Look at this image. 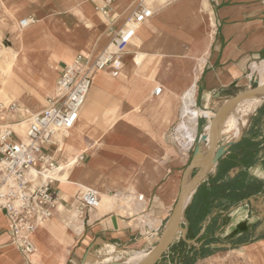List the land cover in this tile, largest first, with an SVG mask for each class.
Returning <instances> with one entry per match:
<instances>
[{
  "label": "crops",
  "instance_id": "obj_1",
  "mask_svg": "<svg viewBox=\"0 0 264 264\" xmlns=\"http://www.w3.org/2000/svg\"><path fill=\"white\" fill-rule=\"evenodd\" d=\"M105 1L0 0V51L3 56L10 48L18 52L4 86L0 77V107H17L13 112L0 109V131L26 122L25 133L13 129L17 139L24 137L31 116L42 112L55 95L63 70L79 56L97 57L139 2L110 0L111 23L98 11ZM144 1L154 16L136 30L123 70L94 76L77 124L47 149L57 165L54 177L61 201L51 220L38 225L31 236V264H80L85 257L89 264H101L148 254L172 214L191 160L171 138L180 121L182 95L195 84L198 138L220 104L264 82V0ZM24 19L34 23L12 37V24ZM140 54L141 65L136 62ZM157 88H162L159 95ZM241 120L233 118L235 125ZM245 123L222 135L220 146L236 143L197 189L211 193L214 186L228 185L225 196H211L215 207L203 221L204 234L194 239L204 237L214 223L219 228L216 237L231 234L218 243L232 247L201 258L200 251L177 240L161 264H183L178 262L195 254L196 264L225 257L249 262V251H263L264 231L253 237L261 224L264 197V101ZM233 182L247 188L254 183L257 190L235 204L228 198ZM83 188L96 190L101 202L81 215L76 198ZM75 213L82 221L81 232L72 218ZM0 264H29L12 244L1 209Z\"/></svg>",
  "mask_w": 264,
  "mask_h": 264
},
{
  "label": "built area",
  "instance_id": "obj_2",
  "mask_svg": "<svg viewBox=\"0 0 264 264\" xmlns=\"http://www.w3.org/2000/svg\"><path fill=\"white\" fill-rule=\"evenodd\" d=\"M110 6L111 1L107 0L98 11L112 23ZM153 16V10L144 0H139L123 27L112 32L109 45L97 57L79 56L63 70L57 81L55 95L48 98L42 112L31 116L24 137L17 139L10 127L0 131V209L8 218L12 244L29 264L35 250L31 239L34 230L51 220L61 201L53 175L57 165L47 149L55 145L59 135L68 134L77 124L94 76L100 71L118 74L123 70L131 39L136 30ZM33 23L32 19H24L19 22V26L23 30ZM161 92L162 88L155 90L156 95ZM2 109L13 112L17 107L13 104ZM184 109L185 100L179 124L171 133V138L182 153L190 155L197 137L190 141L180 127L187 116L192 115L186 114ZM192 109H198L196 102ZM140 199L143 200L142 197ZM100 202L96 190L83 188L76 198V210L82 215L85 211L98 208Z\"/></svg>",
  "mask_w": 264,
  "mask_h": 264
},
{
  "label": "water",
  "instance_id": "obj_3",
  "mask_svg": "<svg viewBox=\"0 0 264 264\" xmlns=\"http://www.w3.org/2000/svg\"><path fill=\"white\" fill-rule=\"evenodd\" d=\"M250 100H260V103L264 101V82H259L254 88L241 92L224 101L214 112L211 120L202 127L190 163L183 174L177 202L164 227L159 242L148 254L140 256L141 259L136 264H160L165 254L177 240H181L185 244L195 247L198 251L201 250L203 242L198 243L197 239L204 234V230L201 231L197 239L189 240L187 237L188 223L186 213L203 179L220 161L227 149L236 143V141L229 142L226 145L220 146L221 137L224 134L229 117L236 112L240 105ZM244 125V127L247 126L246 123ZM247 202L251 203L253 199H249ZM259 210L261 224L255 230L253 240L258 239L264 231V197L263 204L259 207ZM231 247L229 243H213L206 246V248L213 250L230 249ZM130 260L131 258H125L123 260L101 264H126ZM80 264H89L87 263V257Z\"/></svg>",
  "mask_w": 264,
  "mask_h": 264
},
{
  "label": "trees",
  "instance_id": "obj_4",
  "mask_svg": "<svg viewBox=\"0 0 264 264\" xmlns=\"http://www.w3.org/2000/svg\"><path fill=\"white\" fill-rule=\"evenodd\" d=\"M235 182H233L232 185H230L233 188V194L228 196L230 201H232L235 204L245 199L249 193L257 190V187L254 183L249 188H247V187H243L242 184ZM226 187H228V185L225 184H221L220 186H214V188H212L211 190V193L210 192L203 193V190L201 188L199 192L195 195L192 205L188 208L186 213L188 229H189L188 232L189 238L192 239L196 238V236L203 229V221L205 220L206 216L210 213L211 210L214 209L215 206L210 202L211 196H213L214 198H220L222 196H225L224 191ZM234 190L241 191L240 192L241 194H236ZM254 229L255 228H253V230ZM217 231H219V228L215 227L213 223V226L208 228L205 236L200 238L201 242L203 239L205 240V243L203 244L199 252L200 254L199 256L201 258H205L209 255H212L216 251L210 248H206V246L221 241L219 237H216ZM262 238H264V236ZM196 259L197 257L191 259L188 264H194Z\"/></svg>",
  "mask_w": 264,
  "mask_h": 264
},
{
  "label": "bare ground",
  "instance_id": "obj_5",
  "mask_svg": "<svg viewBox=\"0 0 264 264\" xmlns=\"http://www.w3.org/2000/svg\"><path fill=\"white\" fill-rule=\"evenodd\" d=\"M82 2V1H81ZM87 5V4H85ZM89 8V7H88ZM88 8H87V11H88ZM90 9V8H89ZM90 16V15H89ZM12 22V21H11ZM20 26H19V23H18V28L16 27L15 23L12 24V34L14 35H19L20 34ZM18 37V36H17ZM21 41V40H20ZM160 52V50H159ZM14 56H13V61L14 62H17V54L18 52L17 51H14ZM54 61V60H53ZM157 62V61H156ZM16 63H14V65H11L10 67L11 68H14L16 67L15 66ZM58 67V66H57ZM200 67V66H199ZM58 69V68H57ZM48 70V69H47ZM58 72V71H57ZM12 73H9L8 75L5 76V78L3 79L2 83H7L8 82V78L11 76ZM55 90V89H54ZM166 90V89H165ZM195 93H196V87H195V84H193L182 96H183V100H185V109L184 111L186 112V114L188 113H191L192 115H188L187 116V119L184 121L183 124H181V128L183 129V132L185 134V136L187 138H190V141H192L195 137V133H196V125H197V116H198V111L196 109H192L195 105ZM55 94V93H54ZM10 95V94H9ZM26 95V94H25ZM145 97V96H144ZM14 99V98H13ZM21 99V98H20ZM23 100V98H22ZM260 103V100H250L248 102V105L241 111L237 112L236 114H234L233 116H230L228 121H227V124H226V127H225V130H224V134H228L230 133L231 131H233L235 129V131L238 129V126H242L245 124L248 116L251 114V112L258 106V104ZM36 110V109H35ZM8 117V116H7ZM236 117V118H242L241 122L238 124V125H235L234 122H233V118ZM3 125V124H2ZM26 122H22V123H19V124H12V128L17 130V131H20L22 134L25 133V127H26ZM234 131V132H235ZM233 132V133H234ZM69 150V149H68ZM71 165V164H70ZM67 210V209H66ZM76 214V213H75ZM74 218L75 221H77V223L79 224V232L82 231V225H81V218H80V215L76 214L75 217H72ZM72 221V220H71ZM64 228V227H63ZM66 228V227H65ZM75 228V227H73ZM76 229V228H75ZM70 230V229H69ZM71 231V230H70ZM70 234V233H69ZM78 235V234H77ZM74 237V236H73ZM228 253V252H227ZM262 255V257L264 256V249L263 251H259V252H251L249 254L250 258L252 259H257L259 258V256ZM229 256V255H228ZM139 258V259H138ZM140 256L139 254L135 255L128 263L126 264H136L140 261ZM264 259V258H263ZM212 261V260H211Z\"/></svg>",
  "mask_w": 264,
  "mask_h": 264
},
{
  "label": "rangeland",
  "instance_id": "obj_6",
  "mask_svg": "<svg viewBox=\"0 0 264 264\" xmlns=\"http://www.w3.org/2000/svg\"><path fill=\"white\" fill-rule=\"evenodd\" d=\"M15 23V25H16V27L18 28V21H15L14 22ZM20 31H22V29H20ZM12 37H15V35L14 34H12ZM4 38H3V36H0V50H2V48H3V44H1V42H2V40H3ZM6 44V43H5ZM14 49L13 48H10V49H8V51H7V53H5L4 54V56H3V53L0 51V77H1V84L4 86V83H2V81H3V79L5 78V76L6 75H8L9 73H13L14 72V70H15V67L14 68H11L10 66L11 65H14V63H16V62H14L13 61V56H14ZM17 57H18V54H17ZM70 60H72V58H69ZM18 60V59H17ZM144 61V55L143 54H140V57L137 59V64H139V65H141L142 64V62ZM8 103V102H7ZM9 106L6 104L5 106H1L0 107V109H1V111H5V110H3L2 108H8ZM13 129V128H12ZM3 130V129H2ZM192 153H193V151H192ZM192 153H191V155L190 156H192ZM54 175V174H53ZM222 234H224V232L222 233ZM220 235V237H219V239L220 240H222L223 242L224 241H227V240H229V238H231V234L229 235L230 237H227V235L226 234H224V235ZM222 236H224L223 238H222ZM190 240H194V239H190ZM197 242L198 243H201V240H200V238H198L197 239ZM264 245V244H263ZM263 245H260V246H263ZM189 248H192L193 250L195 249V247H193V246H189V245H187ZM197 250V249H196ZM198 251V250H197ZM252 252V250L251 251H249V253H248V257H246V258H249L250 259V261L248 262L247 261V259H244L245 261H243L242 259L241 260H236L237 259V257L234 259H232V257H225V258H222V259H220V260H217V261H210V262H204V260L202 261V263H204V264H264V256L262 257V255H260L259 256V258H257V259H252V258H250V256H249V254ZM222 253H224V254H226V251H222ZM134 255V254H133ZM133 255H129V256H127L126 258L128 259V258H131L132 259V257H134ZM196 255L197 254H195V257H196ZM230 255V254H229ZM185 257V256H184ZM244 257V256H243ZM183 258V257H182ZM245 258V257H244ZM192 259H194V257L192 258ZM163 260V259H162ZM189 261H190V259H186V258H183V260H181V261H179L178 263H183V264H188L189 263ZM196 262H197V259H196V261H195V263L194 264H196Z\"/></svg>",
  "mask_w": 264,
  "mask_h": 264
}]
</instances>
